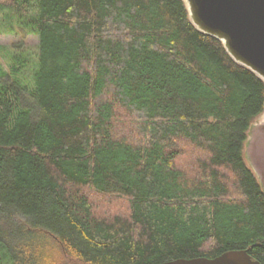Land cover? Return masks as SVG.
I'll return each instance as SVG.
<instances>
[{
	"label": "trees",
	"instance_id": "16d2710c",
	"mask_svg": "<svg viewBox=\"0 0 264 264\" xmlns=\"http://www.w3.org/2000/svg\"><path fill=\"white\" fill-rule=\"evenodd\" d=\"M4 10L37 43L0 64V264H53L50 245L86 264L231 249L264 264V192L244 157L264 81L194 26L184 0ZM182 143L199 153L190 172ZM89 194L127 211L98 216Z\"/></svg>",
	"mask_w": 264,
	"mask_h": 264
},
{
	"label": "water",
	"instance_id": "95a60500",
	"mask_svg": "<svg viewBox=\"0 0 264 264\" xmlns=\"http://www.w3.org/2000/svg\"><path fill=\"white\" fill-rule=\"evenodd\" d=\"M194 26L220 40L238 64L264 81V0H184ZM260 117V119H258ZM244 157L264 192V106L250 124ZM157 264H261L247 249L214 257L175 258Z\"/></svg>",
	"mask_w": 264,
	"mask_h": 264
},
{
	"label": "rangeland",
	"instance_id": "374dc122",
	"mask_svg": "<svg viewBox=\"0 0 264 264\" xmlns=\"http://www.w3.org/2000/svg\"><path fill=\"white\" fill-rule=\"evenodd\" d=\"M6 14L10 15L11 18H6ZM16 19L17 15L13 11L4 10L0 12V64L5 69H8L11 53L21 50H33L37 43V36L27 31ZM119 112L121 113V111ZM122 118L136 120L134 117L123 116ZM116 129L121 130L122 126L117 125ZM133 136L138 135L133 134ZM181 146V154L177 159V163L190 172L194 168V160L199 153L192 151L185 143H182ZM245 159L249 164L247 157ZM89 196L95 205L94 212L98 216L110 217L115 214H124L127 211L122 199L98 197L92 194H89ZM47 250L50 258L54 261L53 264H86L64 255L57 246L50 245Z\"/></svg>",
	"mask_w": 264,
	"mask_h": 264
}]
</instances>
